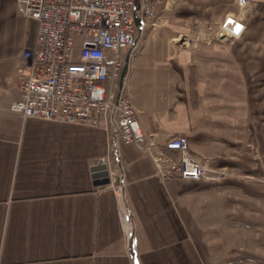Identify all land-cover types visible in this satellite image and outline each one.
Returning <instances> with one entry per match:
<instances>
[{
	"label": "crops",
	"instance_id": "1",
	"mask_svg": "<svg viewBox=\"0 0 264 264\" xmlns=\"http://www.w3.org/2000/svg\"><path fill=\"white\" fill-rule=\"evenodd\" d=\"M176 1L156 0L160 18L145 19L122 52L123 95L144 136H184L218 180H161L112 123L11 113L36 23L0 0V264H264V2L252 1L260 10L237 38L206 44L180 34L184 17L194 21ZM226 1L201 10L216 20L235 12ZM102 158L111 185L98 188L89 169Z\"/></svg>",
	"mask_w": 264,
	"mask_h": 264
},
{
	"label": "built area",
	"instance_id": "2",
	"mask_svg": "<svg viewBox=\"0 0 264 264\" xmlns=\"http://www.w3.org/2000/svg\"><path fill=\"white\" fill-rule=\"evenodd\" d=\"M155 1L139 0L140 17L153 16ZM235 2L240 9L248 4ZM134 4L135 0H16L17 14L35 21L36 33L32 47L21 53L18 95L9 111L21 119L102 131L112 123L121 143L147 156L161 180L174 175L182 180L222 179V173L209 176L204 163L188 153L184 136L160 144L144 136L118 88L121 51L134 47L137 39ZM242 29L238 15L225 16L217 37L234 38ZM166 152H174L175 158ZM114 191L119 192L116 186Z\"/></svg>",
	"mask_w": 264,
	"mask_h": 264
},
{
	"label": "rangeland",
	"instance_id": "3",
	"mask_svg": "<svg viewBox=\"0 0 264 264\" xmlns=\"http://www.w3.org/2000/svg\"><path fill=\"white\" fill-rule=\"evenodd\" d=\"M212 0H177L175 4H179L178 6L180 7L178 9V11H183L186 8H188L191 12H190V17L193 15V21L194 23H190L189 20L185 18L184 21V28L180 32V34H182V36H184L185 38H190V36H196L199 34H204V36H206L209 39V42H203V43H208L210 44L212 41H217V32H218V27L220 22L224 19V16L227 15L228 13H224L219 17H216L214 19H209V17L211 15H207L206 11H202L204 10L205 6H207V4L210 2L211 3ZM213 1H224L227 2L226 0H213ZM230 3H232L235 7V12H233L232 14L235 15H239V17L243 20H246L247 18H249L250 16L253 15L254 12H257L259 10H257L256 8L253 7L252 5V1L253 0H247L248 4L246 7H244L243 9H239V7L237 6V4L235 3V0H229ZM264 2V0H263ZM202 9V10H201ZM201 10V11H200ZM153 13L155 14V17L160 18L161 13L154 12V10H152ZM199 11V12H197ZM197 12V13H196ZM193 13V14H192ZM206 14V15H204ZM210 14V13H209ZM183 15L185 16V13H183ZM197 18H203L201 21V23L199 24V22H197ZM157 23V21H156ZM164 29H168L169 27L163 26ZM143 29V28H142ZM138 32V36L139 33L141 32V30ZM138 39V38H137ZM109 173V172H108ZM110 175V174H109ZM111 185V184H110Z\"/></svg>",
	"mask_w": 264,
	"mask_h": 264
},
{
	"label": "bare ground",
	"instance_id": "4",
	"mask_svg": "<svg viewBox=\"0 0 264 264\" xmlns=\"http://www.w3.org/2000/svg\"><path fill=\"white\" fill-rule=\"evenodd\" d=\"M156 2V1H155ZM154 2V3H155ZM154 3H153V8H152V10H154ZM236 3V2H235ZM135 5H136V0H135V4H134V8H133V22H134V25H135V27H136V36H137V31L138 30H140L141 29V25L142 26H144V20L145 19H153L154 18V13H153V16L151 17V18H144V17H140V15H139V17H136L135 16ZM240 9V8H239ZM243 9V8H242ZM238 15V14H237ZM237 15H235V14H227V15H225V16H237ZM224 16V17H225ZM239 16V15H238ZM26 18V17H25ZM240 18V17H239ZM29 19V18H28ZM223 21V20H222ZM221 21V22H222ZM220 22V23H221ZM240 23L243 25V20L240 18ZM243 28H244V25H243ZM242 31H243V29H242ZM241 31V32H242ZM241 34V33H240ZM239 34V35H240ZM238 35V36H239ZM237 36V37H238ZM237 37H234V38H237ZM138 38V37H137ZM207 38V37H206ZM230 39H233V38H218L217 37V41H220V40H230ZM136 41H137V39H136ZM204 41H206V42H209V39L207 38V39H205ZM180 44L182 43V44H186V40L184 39V37H182V39L180 40L179 39V41H178ZM135 44H136V42H135ZM181 44V45H182ZM206 44H208V43H206ZM135 46V45H134ZM134 47H132V48H129V49H124V50H122L121 51V57H122V67H121V72H122V68H123V64H124V61H123V55H122V52L123 51H125V50H128L129 52H130V50H132ZM121 72H120V74H121ZM125 74V73H124ZM123 77H124V75H123ZM122 80H123V78L120 80V75H119V79H118V88L119 89H122V92H123V88H122ZM119 83H121V85L119 86ZM122 95H123V93H122ZM123 97L127 100V101H129L127 98H126V96H124L123 95ZM132 107V106H131ZM133 109V108H132ZM134 113H135V111H134ZM68 125H70V124H68ZM171 153H174V152H171ZM101 161H103L104 163H101ZM97 165H102V166H104V171L106 172V177H107V179L109 180V182H108V184H106V185H103V186H97L98 188L99 187H106V186H108V185H110L111 184V179H110V175L109 174H111V171H110V169H109V166H108V162H107V160L106 159H104V158H102L99 162H98V164ZM109 172V173H108ZM170 178V177H169ZM165 180V179H164ZM200 180V179H199ZM127 223H128V221H126L125 220V225L127 226Z\"/></svg>",
	"mask_w": 264,
	"mask_h": 264
},
{
	"label": "water",
	"instance_id": "5",
	"mask_svg": "<svg viewBox=\"0 0 264 264\" xmlns=\"http://www.w3.org/2000/svg\"><path fill=\"white\" fill-rule=\"evenodd\" d=\"M126 67H127V56L124 58L123 68L120 74V80L123 78V75L126 71ZM120 85L121 83H119V86ZM89 171L91 172L90 177L92 179L93 186L97 187V186H103V185L108 184L109 180L106 177L107 174L104 171V166L102 165L91 166Z\"/></svg>",
	"mask_w": 264,
	"mask_h": 264
},
{
	"label": "snow or ice",
	"instance_id": "6",
	"mask_svg": "<svg viewBox=\"0 0 264 264\" xmlns=\"http://www.w3.org/2000/svg\"><path fill=\"white\" fill-rule=\"evenodd\" d=\"M238 28H239V26H238Z\"/></svg>",
	"mask_w": 264,
	"mask_h": 264
}]
</instances>
